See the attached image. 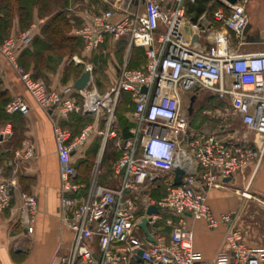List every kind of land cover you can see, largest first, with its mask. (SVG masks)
<instances>
[{"label":"built area","instance_id":"2783aa9c","mask_svg":"<svg viewBox=\"0 0 264 264\" xmlns=\"http://www.w3.org/2000/svg\"><path fill=\"white\" fill-rule=\"evenodd\" d=\"M102 1L106 7H88L81 12V26L75 35L84 49L97 50L107 37L126 39L128 51L141 47L147 58L142 67H130L126 58L118 66L116 80L103 93L93 82V71L81 94L72 85L50 90L44 80L20 64L19 55L33 44L42 20L0 41V53L29 95L51 116L54 127L61 178L58 217L72 234L68 247L57 250L54 264H262L261 250L246 243L231 213L216 218L203 192L251 164L258 168L264 159V51H240L245 42L243 31L250 23V0L234 4L220 0L212 19L203 14L191 24L188 9L197 0ZM232 33L237 48L231 46ZM74 60L79 62L76 56ZM86 69L92 67L86 64ZM206 90L225 104L226 117L240 120L255 134L251 144L217 132L193 130V114L184 108V97L199 96ZM125 95L131 102L127 138L118 132L115 116ZM29 109L23 96L5 106L8 114H26ZM217 112L221 110L215 109ZM73 114L97 115L104 120V128L93 122L72 136L61 122ZM9 133L10 129L4 128L0 137ZM96 135L102 137L105 147L113 140L120 150L113 168L117 186L104 185L95 177L88 183L79 180L73 155ZM15 156L32 158L34 147L25 143ZM176 167L186 171L179 184L174 183ZM167 172L172 175L163 195L152 198L148 191ZM15 186L0 166V211L10 207ZM19 197L21 218L29 225L37 212V197L26 191ZM151 204L158 206V214H146ZM163 212L178 217L177 222L166 218L171 228L168 234L156 226ZM186 214L206 219L212 227L220 221L227 225L223 245L211 261L195 251ZM144 216L149 219L154 241L140 227Z\"/></svg>","mask_w":264,"mask_h":264},{"label":"crops","instance_id":"0c3cea01","mask_svg":"<svg viewBox=\"0 0 264 264\" xmlns=\"http://www.w3.org/2000/svg\"><path fill=\"white\" fill-rule=\"evenodd\" d=\"M108 1L122 2V0ZM11 2H8L11 5L9 8L14 11L15 1ZM104 2L102 0H22L21 5L17 6L21 12H12L8 22L2 10L4 6L0 1V41L42 20L33 44L22 50L19 62L26 70L31 71L34 77L44 80L50 90H61L68 85L74 86L86 69L87 62L84 61V57L91 58L93 51H86L83 43L80 42L83 47L82 57L78 55L76 57L82 61L74 64V52L64 51L63 44L74 40V26L79 19L82 22V10L88 7H106ZM219 6L220 0H210L200 16L205 14L207 18L212 19L213 12ZM247 10L251 27L248 36H245V42L240 46V51H264V0H250ZM194 16V12L188 11L190 24L196 23L200 17L194 21ZM108 38L112 39L107 37L104 45ZM119 41L127 44L126 39L117 42ZM237 44V37L232 33L231 46L237 48ZM120 60L115 58L113 63L116 71L124 62ZM94 65L98 71V65ZM100 81L103 83L102 79ZM97 83L100 87L99 82ZM17 96H23L28 102L30 106L28 113H6L5 102ZM195 112L196 108L192 118ZM89 116L73 114L61 124L74 136L88 124L87 122L79 127L77 121L83 122ZM225 118L236 123L229 130L228 135L223 136L245 144L252 143L255 138L254 133L246 130L245 136L240 137L236 128V124L239 123L244 126L240 120L226 116ZM94 122L101 124V119L96 118ZM194 123L192 122V125ZM4 128L10 129V133L0 137V166L5 169L6 178L13 179L16 186L10 207L0 211V260L2 264H54L57 250L60 248L64 251L68 247L72 234L61 226L58 217L61 178L52 119L29 95L18 73L0 53V132ZM25 143H30L34 147V156L29 159L16 158L15 151L23 148ZM75 156L76 154L73 155V164ZM171 175L167 172L158 178L152 189L148 191V195L154 199L162 196ZM115 181L117 186L119 181ZM21 191L34 194L38 200L34 221L29 225L21 218L19 197ZM203 192L216 218L220 220L223 214L231 213L235 225L243 232L246 243L261 250L262 264H264V159L258 168L251 164L230 180H224L219 186L203 188ZM185 217L187 226L194 234L195 251L202 259L211 261L223 245L227 225L220 221L217 226L212 227L206 219H195L190 214H186ZM166 218H171L174 222L178 220L175 214L163 212L160 220Z\"/></svg>","mask_w":264,"mask_h":264},{"label":"rangeland","instance_id":"374dc122","mask_svg":"<svg viewBox=\"0 0 264 264\" xmlns=\"http://www.w3.org/2000/svg\"><path fill=\"white\" fill-rule=\"evenodd\" d=\"M0 1H1V5L4 6L2 7L3 8L2 10L6 14L7 17L6 21L9 22L12 16L11 14L12 12L15 11L21 12V9L18 8L17 6L21 5L22 0H14L15 1L14 2L15 5L13 6L14 11L10 10L9 7L11 5L8 4V2H11L12 0H0ZM11 4H13V2H11ZM80 26H81V20L79 19L77 24L74 26V30H76ZM80 41H81L80 38L78 39L74 37V41L64 42L63 44L64 51L74 52V57L78 55L81 58L82 57L81 54L83 53L82 48L84 46L82 47ZM109 44H111L110 47H108ZM80 58H77V61H79ZM115 58H120L121 59L120 62H122V60L127 58L129 65L131 67H141L145 65L147 61L145 50L143 48L133 47L128 51L127 44H125L123 41L117 42L113 39L108 38L105 45L103 44V46L93 51L91 58L84 57V61L87 62V64L92 67L93 80H94L93 82L96 86H98L97 82H99L100 87L98 86V89L102 93L105 92L106 91L105 89L109 88L116 80L117 71L113 67ZM74 64H75V60H74ZM94 64L98 65L99 67L98 71L95 68ZM95 71H97V74H95ZM100 79L103 80V83L100 81ZM210 95H211L210 91L206 90L204 92V95L202 94L201 96H199L198 100H196L195 103L196 112L192 121L195 123L192 125V128L196 132H200V133L217 132L221 136H223L224 134L228 135L229 130L232 127H234V123L236 122L233 123V121L231 120L227 121V119L225 118L226 115L224 114L225 104H223L216 98L211 97ZM129 101L127 100V97H125L124 102H122L115 111V116L118 122V132H120L127 124L130 123L129 115L131 111V106H130L131 102ZM7 102H9V100ZM189 102H190L189 95H185L184 104H183L184 108L189 104ZM215 109H220L221 113L219 112L215 113ZM204 111H210V113L204 114L203 113ZM102 114L104 113H101V115ZM96 118L97 115L91 114L88 118L83 120V122L77 121V123L79 122L78 125L80 127L82 124H85L87 122L88 124L93 123ZM100 128H104V120L102 118H101ZM236 128L238 130L240 137L245 136L246 128L244 126H242L239 123L236 124ZM102 145H103L102 137L100 135H96L74 157V165L77 168V171L80 175L82 182L85 181L86 183H88L95 177ZM119 157H120L119 148L115 145L113 140L108 141L96 177L100 183L108 186L116 185V181L113 178V168ZM165 222L166 219L159 220L156 226L164 233L165 232L167 233L171 228Z\"/></svg>","mask_w":264,"mask_h":264},{"label":"water","instance_id":"95a60500","mask_svg":"<svg viewBox=\"0 0 264 264\" xmlns=\"http://www.w3.org/2000/svg\"><path fill=\"white\" fill-rule=\"evenodd\" d=\"M231 3H236L238 0H229ZM251 27V23H249L246 28L244 29L243 31V34L245 36H248V31ZM91 77H92V70L90 69H85L82 74L80 75V77L76 80L75 84H74V87L79 90V92L82 94L84 92V90L86 89V87L88 86L90 80H91ZM145 89V88H144ZM198 95L197 94H193L191 97H190V102H189V107H188V112L189 114H192L193 113V110H194V103H195V100L197 99ZM100 168V164H98L97 166V172L95 174V178L97 177V173H98V170ZM186 174V171L185 169L181 168V167H176L174 169V175H175V178H174V183L175 184H179L182 182L183 180V176ZM231 178H226L225 180H230ZM159 208L157 205H154V204H151L148 206L147 210H146V214L147 215H152V214H158L159 213ZM148 223H149V219L147 216H144V218L142 219V222L140 223V227L143 229V231L148 235V238L150 241H154V236L151 234L149 228H148ZM143 253V250L140 249L139 250V257L138 259L141 260V255Z\"/></svg>","mask_w":264,"mask_h":264},{"label":"trees","instance_id":"16d2710c","mask_svg":"<svg viewBox=\"0 0 264 264\" xmlns=\"http://www.w3.org/2000/svg\"><path fill=\"white\" fill-rule=\"evenodd\" d=\"M210 0H197L196 4L190 5L188 11L189 12H194L195 16L193 18L194 21L197 20V18L206 10L207 7V3ZM75 38H78L75 34H74ZM79 39V38H78ZM74 41V40H72ZM81 42V41H80ZM131 67V66H130ZM127 97V100L129 101V96L125 95L124 98ZM124 102V101H123ZM130 123L127 124L120 132L122 134L123 137L127 138L130 136L129 134V127H130ZM79 174V173H78ZM79 180H81L80 175H79ZM83 180V179H82ZM84 181V180H83Z\"/></svg>","mask_w":264,"mask_h":264},{"label":"bare ground","instance_id":"6f19581e","mask_svg":"<svg viewBox=\"0 0 264 264\" xmlns=\"http://www.w3.org/2000/svg\"><path fill=\"white\" fill-rule=\"evenodd\" d=\"M80 61V60H79ZM104 150H105V146L104 145H102V148H101V153H100V158L98 159L99 161H98V164H100L101 163V161H102V158H103V154H104ZM191 159V158H190Z\"/></svg>","mask_w":264,"mask_h":264},{"label":"flooded vegetation","instance_id":"af4514ba","mask_svg":"<svg viewBox=\"0 0 264 264\" xmlns=\"http://www.w3.org/2000/svg\"><path fill=\"white\" fill-rule=\"evenodd\" d=\"M188 107H189V104L187 105V112H188ZM194 109H195V104H194ZM193 112H194V110H193Z\"/></svg>","mask_w":264,"mask_h":264}]
</instances>
